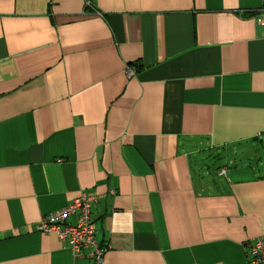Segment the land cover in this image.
<instances>
[{
  "label": "crops",
  "instance_id": "1",
  "mask_svg": "<svg viewBox=\"0 0 264 264\" xmlns=\"http://www.w3.org/2000/svg\"><path fill=\"white\" fill-rule=\"evenodd\" d=\"M262 5L0 0V264H92L37 227L82 191L104 264H249L261 157L192 155L264 148Z\"/></svg>",
  "mask_w": 264,
  "mask_h": 264
},
{
  "label": "built area",
  "instance_id": "2",
  "mask_svg": "<svg viewBox=\"0 0 264 264\" xmlns=\"http://www.w3.org/2000/svg\"><path fill=\"white\" fill-rule=\"evenodd\" d=\"M84 6L95 10L94 0H83ZM264 13V0L262 5ZM135 69L128 66L126 73L132 75ZM225 170H222L224 173ZM113 194L114 190H110ZM99 194L80 192L64 207L45 214L38 224L41 232H54L58 238L65 240L75 257H87L92 264H104V255L109 250L107 244L96 240V225L91 219V205L99 199ZM74 215L75 220L68 218ZM251 259L249 264H264V233L257 236L249 246Z\"/></svg>",
  "mask_w": 264,
  "mask_h": 264
},
{
  "label": "rangeland",
  "instance_id": "3",
  "mask_svg": "<svg viewBox=\"0 0 264 264\" xmlns=\"http://www.w3.org/2000/svg\"><path fill=\"white\" fill-rule=\"evenodd\" d=\"M258 149H255L256 151H252L248 156H246V159H243L240 154L238 155H230L229 157H233V164H228L227 160H225L224 156L218 157V155L215 154L214 151H201L196 152L192 156L196 157L198 159V163L196 162L193 165V168L196 170H200L203 174L204 179H211L214 178L215 180H221L225 179V176H219L217 173L220 171V169L225 166L227 169H234V167L237 166H244L245 164H254L258 162L257 157H261L262 166L259 164V168L264 170V148H260V145L257 146ZM201 168V169H200Z\"/></svg>",
  "mask_w": 264,
  "mask_h": 264
}]
</instances>
